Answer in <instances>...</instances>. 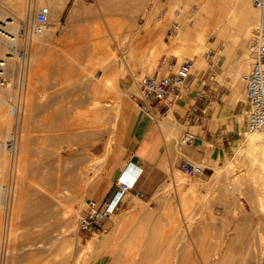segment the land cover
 <instances>
[{
	"label": "rangeland",
	"instance_id": "obj_1",
	"mask_svg": "<svg viewBox=\"0 0 264 264\" xmlns=\"http://www.w3.org/2000/svg\"><path fill=\"white\" fill-rule=\"evenodd\" d=\"M15 1L0 0V15L2 19L12 18L19 28H26L40 6H48L52 16L50 15L43 31L44 35H49L45 36L47 40L44 38L45 42L41 40L43 42L40 43L39 38H36L32 45L30 74L25 94V112L19 116L18 124L15 122V117L11 118V122L7 119L3 121V127L9 125L11 135L10 137L5 135L4 140H0L2 143L0 153L2 150L4 152L2 154L7 157L5 165L0 166V185L6 181L10 160L9 151L4 143L12 139L13 134L20 138L21 153L18 157V175L12 194H7L4 198L0 193V264H78L76 254H79L87 240L94 236L96 241L99 240L100 245L96 251L85 254L82 262L113 264L114 257L111 255L118 253L121 249L129 250L135 247L141 251L147 250L146 253L152 255L161 248L163 251L166 247L164 249L166 255L164 251L162 252V264H167L168 257H172V259L169 258V262L173 264H264V193H261L262 198H258L254 193L247 175L246 169L249 168V164L246 160L239 165L232 164L234 162L233 143L226 151L218 152L219 158L212 155L211 158L209 153L200 160H194L203 168L201 175L183 174L180 171L179 161L168 166L167 176L168 172L171 175L166 177L161 185L167 186L172 184V180H179V173L187 177L186 182L179 180V185H174L178 181L173 182V185L170 184L172 187L168 185V189L161 193L163 196L157 194L154 199L151 196L155 193L142 198L132 196L130 204L125 205L130 201V197H127L117 212L112 214L99 229L91 232L80 230L81 214L89 208L87 200L91 199L87 197L90 194L87 188L94 185L95 181L92 180L99 172L103 173L106 162V160L97 162L98 159L106 154L108 157L117 146L124 142L137 114L145 108L149 109L148 105L138 108L133 101L139 98L138 83L142 78L152 74L164 59L167 65L176 63L172 70H175L181 62L192 60L195 65L193 75L196 78L192 88L199 82L198 77L205 73L206 76H210V80L217 82L218 88L225 86L234 95V91L229 87L234 80L238 79L231 88L237 89V100L241 104L244 99L243 76L250 71V60L246 55L251 33L256 29L255 26L263 24L264 12L258 10L260 19L258 17L259 22L253 21L246 46L239 47L234 42L237 28L233 23L237 22L233 19L237 21V16L233 15V19L230 18L232 22L218 24V18H216L218 16H215L209 33L206 31L205 36L208 37L206 43L198 46L196 32L193 30L188 32L181 43L175 42L181 36L180 33L177 36L178 31L187 30V26L183 25L182 11L180 12V9L173 5L177 1L187 5L189 2L188 11L195 13L198 11V1L19 0L18 8ZM222 2H220L221 5H224L225 3ZM170 13L177 14L168 20L166 17ZM216 13L220 14L221 11ZM174 21L179 23L180 28L176 32H171L170 28ZM156 22L160 26L163 24L161 30L164 31L163 41L165 42L163 48L160 47L158 50L159 55L155 52L159 57L156 59V54L153 53L155 57L147 56L150 59L147 60V57H144L142 61L141 55L135 54L136 57L133 54V59H129L127 55L129 56L131 43L135 41L132 34L134 35V32L142 25L144 29L150 30ZM212 27L216 29V34L212 32L214 31ZM47 30L49 31L46 32ZM175 36L177 39L174 38ZM145 43L140 42L139 50L143 44L145 47ZM182 46L186 50L181 48L183 50V53L180 51L181 54L179 52L176 54L175 49H172L176 47L178 50ZM195 46H198L201 52L199 50L195 53ZM109 47L115 48L116 52L119 49L123 50L125 57L121 56L120 51L118 54L122 57V61L130 60V68L133 71L126 72L125 77H118V82L111 80V72H104L105 69L102 66L105 51ZM235 49L236 53L233 52ZM211 50L216 55L214 74L210 72L208 58H206V53ZM35 58L37 61H34ZM145 59L146 62H144ZM240 62L245 64L240 65ZM244 66H247V71H244ZM238 67L240 70L237 69ZM229 71L232 73L229 74ZM231 74L234 75V80ZM13 81L11 73L7 92L2 93L0 98V106L2 105L1 108L5 114L9 112L5 99L14 89H12ZM115 82L120 93L112 89ZM105 88H111V90ZM116 92L122 94L121 99L116 100ZM105 94L111 97L110 102L115 106L123 100V110L118 113V110L116 111L113 106L112 109L108 104L96 107ZM181 104L184 103L181 102ZM222 112L225 111L222 110ZM154 118L159 122L161 116L158 115L157 118L154 116ZM166 123L169 124L165 125L166 139L171 135H176L179 139L182 127L174 116L171 115ZM191 130L196 131L195 128ZM232 134L236 142L237 137L235 133ZM178 145H180L179 140ZM176 155L183 156L181 151ZM209 157L211 160L207 159ZM212 159L214 161L217 159L216 163L208 162L213 161ZM227 161L230 163L229 166L232 164L230 167H225ZM220 168L223 170L221 171ZM181 182L184 185V189L182 188L184 191L181 190ZM187 190L191 194L188 191V195H185ZM181 195L187 198L180 199ZM188 196L195 202H192ZM149 200L151 202L147 205L145 202ZM180 200H186L187 203L183 201L185 204L183 205ZM165 202L172 206L169 205L171 209L167 208ZM138 203L147 210L148 217L138 216L134 218L135 221L129 222L130 224L120 222V226L113 227L116 222L121 221L128 214L131 215V209ZM190 203L194 204L191 211H188L190 207L188 208L187 205L191 206ZM182 206L187 209L185 210ZM99 235L100 238H98ZM65 237L71 239L72 246L68 247L70 251L61 247ZM148 238L150 244L149 241L146 243ZM142 240L150 246L147 245L148 249L146 244H140ZM137 242L139 245L136 244ZM167 242L170 243L167 244ZM125 244L129 248H126ZM171 248L173 252L170 251L169 256L168 250ZM63 255H66V259Z\"/></svg>",
	"mask_w": 264,
	"mask_h": 264
},
{
	"label": "built area",
	"instance_id": "obj_2",
	"mask_svg": "<svg viewBox=\"0 0 264 264\" xmlns=\"http://www.w3.org/2000/svg\"><path fill=\"white\" fill-rule=\"evenodd\" d=\"M252 6L261 12H264V0H250ZM51 10L48 6H40L34 14L33 19L28 22L26 28H19L15 21L8 17L0 19V97L2 93L7 92L9 86V75L13 74L12 93H8L7 105L15 117L18 124L19 116L25 110V94L28 86L30 74V60L32 45L35 39L42 33L44 26L48 23ZM11 22L12 24H8ZM13 26V32H9L7 27ZM180 28L179 23L173 22L170 28L171 32H176ZM247 56L250 60V71L244 79V97L248 104L247 129L250 132L264 131V25L261 24L251 33L248 45ZM215 53L208 51L209 70L214 74ZM174 64H165V59L157 69L149 75H146L138 83L139 98L141 105H148L152 109L154 103L160 104L165 110H169L175 104L182 100L193 83V72L195 69L192 60L181 62L175 70H172ZM14 86V87H13ZM187 118L194 119L196 122H202L205 118L204 111L191 112ZM19 126V125H18ZM15 133V132H14ZM13 138L4 143L9 151V166L6 181L0 185V193L6 198V195L12 194L13 185H15L18 175V157L21 152L20 138L13 134ZM194 133L187 132L181 138V145L192 143ZM2 143H0V148ZM131 164V162H130ZM180 170L186 175L197 176L203 174L201 164L184 158L180 162ZM142 173V169L134 178L132 183H127L118 176L117 189L107 201L102 204L94 200L89 203V208L81 214L80 230L91 232L97 230L108 220L112 214L122 206L127 196L134 192L138 198L144 197L141 191H134V186ZM126 194V197H125ZM8 204V203H7Z\"/></svg>",
	"mask_w": 264,
	"mask_h": 264
},
{
	"label": "bare ground",
	"instance_id": "obj_3",
	"mask_svg": "<svg viewBox=\"0 0 264 264\" xmlns=\"http://www.w3.org/2000/svg\"><path fill=\"white\" fill-rule=\"evenodd\" d=\"M196 2V1H198V11L197 12H193V13H190L189 11H188V5H189V2H187V1H185V3L187 2L188 3V5L187 4H182V3H180V1L178 2H174V4L173 5H175V8H179L180 9V12L182 11V13L181 14H183L182 16H184L183 18H184V24L183 25H185V26H187V30H185V28H184V30L185 31H181V29L183 28V27H181V29H180V31L181 32H179L178 31V33H177V36H179V33H180V38L178 39V40H176L175 42L177 43V42H180L181 43V41H183L184 40V38L187 36V34H188V32H190V31H192L193 30V32L195 31L196 32V38H197V41H198V46L200 45V46H202L204 43H206L205 41L208 39V37H206L205 35L207 34V33H209V29L211 28V22H212V20L215 18V16H218V17H216V18H218L217 19V24L218 23H230V22H232L231 20H230V18L231 19H233V17H232V15L233 16H237V21L235 20V19H233V21L234 22H237V23H233L234 25H236V28H237V30H236V33H235V37H234V42L236 43V45L237 46H239V47H243V46H246V42H247V39L249 38V32H250V30H251V26L253 27V25H252V23H253V21L255 22L256 20H258V17L260 16V15H258V9H256V8H254L253 6H251V4H250V1L249 0H220V2L221 1H223L222 3H225L224 5H221V3L219 2L218 3V0H191L190 2ZM15 2H17V3H15V5L17 6V8L19 7V0H16ZM157 3V2H156ZM171 5V4H170ZM192 5V4H191ZM194 5V4H193ZM158 6V5H157ZM152 7V6H151ZM12 8V7H11ZM16 8V7H15ZM191 8V7H190ZM216 8H218L219 9V11H221V13L219 14H217L216 12H219V11H217L218 9H216ZM12 9H14V8H12ZM27 10V9H26ZM255 10H257V12L255 11ZM30 11V10H29ZM261 12V11H260ZM147 13V12H146ZM177 14V13H176ZM176 14L175 13H170L169 14V16L168 17H166V19H172V18H174L175 16H176ZM217 14V15H216ZM55 15H57L56 13H55ZM60 15V14H59ZM220 15V16H219ZM52 16V15H51ZM164 16H166V15H164ZM2 17H1V15H0V19H1ZM57 18V17H56ZM150 18V17H149ZM163 18V17H162ZM235 18V17H234ZM10 19V18H9ZM150 19H152V18H150ZM150 19L148 20V21H150ZM259 19H260V17H259ZM162 20V19H161ZM230 20V21H229ZM148 21H147V23H148ZM155 21H157V20H155ZM57 22V21H56ZM154 22V21H153ZM152 22V23H153ZM258 22H259V20H258ZM258 22H256V24L258 23ZM262 23H263V25H264V20L262 21ZM8 24H12L11 22H8ZM157 22L155 23V26H151L149 29L150 30H146V29H144L143 28V25H142V27L139 29V30H137V31H135L134 32V35L132 34V36L134 37V39H135V41L134 42H132L131 44H132V46H131V44H130V51H129V56L127 55V57L129 58V59H133L132 57H133V54L135 55H138V56H140L141 55V60L143 61V59H144V57H150V56H154V54L153 53H155V52H157L158 53V50L160 49V47L161 48H163V44L165 43L164 41H163V32H162V30H161V26L163 25V24H161V26L159 25V23L157 24ZM255 24V23H254ZM231 25H232V23H231ZM259 25V24H258ZM46 26V25H45ZM44 26V27H45ZM146 26H148L149 27V25H146ZM184 26V27H185ZM230 26V25H229ZM57 27V26H56ZM216 27V26H215ZM257 27H259V26H255V28H257ZM143 28V29H142ZM213 29L212 30H214V31H212L213 33H215L216 32V29L214 28V27H212ZM225 28V27H224ZM49 29V28H48ZM227 29V28H226ZM7 30L9 31V32H13V30H14V28H13V26H9V27H7ZM164 30V29H163ZM43 31H44V29H43ZM43 31H42V33L37 37V38H39L38 40H40V43H42L43 41L45 42V40H43L44 38L46 39V37L47 36H49V35H44V33H43ZM49 30H47L46 32H48ZM52 31V30H51ZM50 31V32H51ZM206 31H207V33H206ZM210 31V32H211ZM52 33V32H51ZM211 34V33H210ZM210 34H208V35H210ZM216 34V33H215ZM54 35V34H53ZM191 35V34H190ZM46 36V37H45ZM131 36V35H130ZM129 36V37H130ZM50 37H54V36H50ZM174 38H176V36L174 37ZM219 37L217 36V39H218ZM225 38V37H224ZM177 39V38H176ZM41 40H43L42 42H41ZM47 40V39H46ZM131 40V39H130ZM218 40H220V39H218ZM36 41V40H35ZM140 42H141V44H142V42H146L145 43V47H144V44H143V47H140L141 49L139 50V45H140ZM175 42H174V46H175ZM39 43V44H40ZM235 43L233 44V46H234V48H235ZM40 46H41V44H40ZM176 46H178V44H176ZM185 46H187V44H185ZM198 46L195 48V50H194V52L195 53H198V51L200 50V49H198ZM237 46H236V49H237ZM38 47H39V45H38ZM107 47V46H106ZM121 47H122V44H121ZM194 47V46H193ZM119 48V47H118ZM181 48H183V46L182 47H180V49L178 48V50H176V47L174 48V47H172V49H175L174 51H175V53L177 54V52H179L180 54H181V52L184 50H186V48H183V50H181ZM200 48V47H199ZM202 48H204V46L202 47ZM166 50H167V48H165ZM236 49L235 50H233V52H235L236 51ZM119 51H120V49H119ZM118 51V52H119ZM123 51V50H122ZM122 51H120L121 52V56L123 57L124 55H123V53H122ZM181 51V52H180ZM106 53H105V58H103V62H104V64L102 65L103 67H104V72L106 71V72H111V74L113 75H111V80L113 79L114 81H117L118 80V77H120V76H124L125 75V73L126 72H131L132 70H131V68H130V60L128 59V60H125V59H123V61H122V57L121 56H119V54H118V52H116V50H115V48L113 49V48H111V47H109V49H107V51H105ZM160 52V51H159ZM163 52H164V50H163ZM166 52H168V51H166ZM194 52H193V54H194ZM199 52H201V50L199 51ZM229 52V51H228ZM243 52H244V50H243ZM169 53V52H168ZM172 53V52H171ZM174 53V52H173ZM174 53V54H175ZM183 53V52H182ZM236 53V52H235ZM156 54V53H155ZM170 54V53H169ZM173 54V55H174ZM175 54V56H177ZM135 55V56H136ZM158 55H159V53H158ZM157 54H156V59H157V57H159ZM172 55V54H171ZM245 55V54H244ZM180 56V55H179ZM178 56V57H179ZM234 56V55H233ZM247 56V55H246ZM121 57V58H120ZM125 57V56H124ZM137 57V56H136ZM146 58L147 60H149L150 58ZM168 57H169V55H168ZM194 57V56H193ZM138 58H140V57H138ZM143 58V59H142ZM153 58V57H152ZM37 58H35V60L34 61H37L36 60ZM145 59V61L144 62H146L147 60ZM246 59V58H245ZM136 59H134V61H135ZM204 60V59H203ZM152 61V60H151ZM242 61H245V60H242ZM241 61V62H242ZM31 62V61H30ZM136 62V61H135ZM138 62V61H137ZM240 62V65H243V64H245L244 62L243 63H241ZM148 63V62H147ZM238 64H239V61H238V63H237V66H238ZM102 67V68H103ZM241 67V66H240ZM245 67V66H244ZM247 67V66H246ZM246 67L245 68H243L244 69V71L246 70L247 71V69H246ZM241 68V69H242ZM197 69H198V67H197ZM237 69H239L240 70V68L238 67ZM237 71V70H236ZM235 71V72H236ZM133 72V71H132ZM131 72V73H132ZM234 72V73H235ZM238 72V71H237ZM230 73H232V72H230L229 71V74ZM239 73V72H238ZM238 75V74H237ZM236 75V76H237ZM234 75H232L231 74V77H233ZM113 77V78H112ZM125 77V76H124ZM244 77V76H243ZM237 78H238V76H237ZM236 79V78H235ZM109 80V79H108ZM229 80V79H228ZM233 80H234V77H233ZM232 80V81H233ZM236 80H238V79H236ZM236 80H234V82L233 83H235V81ZM118 82V81H117ZM232 83V84H233ZM114 84V83H113ZM232 84H231V86H232ZM231 86L229 87L230 89H232L233 91H234V95H233V97L231 98V101L232 102H234L237 98H236V96H235V94L237 93V89H233V88H231ZM106 87V86H105ZM98 88V87H97ZM119 88V87H118ZM117 88V85H116V82H115V85H114V87L112 88L113 90H118V92H119V90L120 89H118ZM106 89V88H105ZM111 90V88H108V89H106V90ZM118 92H116L117 94H116V100L117 99H121V95L122 94H119ZM238 94V93H237ZM241 95V94H240ZM242 96V95H241ZM238 97V96H237ZM0 98H2V97H0ZM241 99V98H240ZM4 100V99H3ZM112 99H111V97L108 95V94H105L103 97H102V99L100 100V101H98V103H97V106L96 107H99V106H106L107 104L108 105H110V107L113 109V107H114V109L117 111L118 110V113H119V111H120V109H121V105H122V102H123V100L121 101V102H119V103H117V106H115V105H113L110 101H111ZM118 101H120V100H118ZM5 102H6V104L8 103L7 102V100L5 99ZM1 103V102H0ZM4 103V102H3ZM136 103V102H135ZM136 105L138 106V107H141L142 108V105L137 101V103H136ZM2 106V105H1ZM1 106H0V140H4L3 138L5 137V135H6V137H10V128H9V125H7V126H5V127H3V121L5 120L6 121V119H7V121L8 122H11L12 120H11V118L12 117H14V115L12 114V111L10 110V108H8L9 109V112L7 113V114H5L3 111H2V108H1ZM5 106V105H4ZM3 106V107H4ZM113 106V107H112ZM144 108V107H143ZM26 109V108H25ZM223 110L226 112L227 111V107L225 108H223ZM169 111V110H168ZM24 112H25V110H24ZM166 112V111H165ZM172 111H169L168 113H167V116H166V114H165V116L166 117H164V116H162V115H159V116H161V118H160V121H159V123L162 125V126H164L165 127V125L167 126V121H168V119L169 118H171V115H172V113H171ZM6 115L8 116V117H6ZM118 115H116V117H117ZM115 117V118H116ZM157 118V117H156ZM169 125V124H168ZM240 128V127H239ZM165 129H166V127H165ZM243 136H242V138L241 139H238L236 142H233V148H234V162L232 163V164H240L243 160H246L247 162H248V164H249V168L248 169H246L247 170V175L249 176V178L248 179H250V182H251V186L253 187V191H254V193H256V195L258 196V198H262V194L261 193H264V131H262V132H250L248 129H247V127L246 126H244V128H243ZM22 137V136H21ZM114 138V137H113ZM177 145H178V143H177ZM26 148V147H25ZM112 148V147H111ZM1 149V148H0ZM109 150H110V147H109ZM108 150V151H109ZM26 151V150H25ZM29 151V150H28ZM2 150H1V155H0V166L1 165H5V163H6V161H7V157H6V155L5 154H2ZM110 152V151H109ZM108 152V153H109ZM4 153V152H3ZM6 153V152H5ZM21 153V152H20ZM208 153H210V157H211V155L212 156H216V157H218L219 158V154L218 153H215V151H208ZM208 153H207V155H208ZM107 155L108 154H106V156H104V157H101V158H99L98 159V161L97 162H102V161H105L106 160V158H107ZM207 158V159H210L211 160V158ZM215 157V158H216ZM214 158V159H215ZM213 160V159H212ZM215 161H217V159L215 160ZM214 160L213 161H208L210 164H211V162H212V164L215 162ZM228 163L225 165V167H230L229 166V161H227ZM216 163V162H215ZM235 164H234V166H235ZM245 164H246V162H245ZM243 165V164H242ZM216 166V165H215ZM246 166H248V165H246ZM172 167V166H171ZM3 168V167H2ZM127 168L128 167H126L125 168V170H122L121 171V174H120V176H122V179L124 180V181H126L127 183H132L133 182V180H134V178L133 177H131V176H129V178H128V180L126 179L127 178V175H129L128 174V172L126 171L127 170ZM213 168H217V167H213ZM224 168V167H223ZM221 169V168H220ZM220 169H218V170H220ZM227 169V168H226ZM225 169V170H226ZM223 169H221V171H222ZM2 171V170H1ZM174 171V170H173ZM172 171V172H173ZM181 171V170H180ZM228 171V170H227ZM132 173H133V170L131 171ZM183 172V171H182ZM217 173V172H216ZM134 174V173H133ZM132 174V175H133ZM183 174H185L184 172H183ZM182 173H179L178 174V178H179V180H181V181H183V182H186V180H187V177L185 176V175H183ZM171 174H170V172H168V176H170ZM119 176V177H120ZM124 176V177H123ZM168 176H167V178H168ZM173 176H175L174 175V172H173ZM227 177V176H226ZM247 177V176H246ZM170 178V177H169ZM175 179V178H174ZM177 179V178H176ZM175 179V180H176ZM178 179L176 180V181H174V180H172L173 182H177V183H174V185H179V181ZM189 180V179H188ZM224 180V179H223ZM234 180H235V178H234ZM233 180V181H234ZM190 181H191V179H190ZM230 181V180H229ZM173 182H172V184L171 185H173ZM182 183V182H181ZM180 183V185H182V187H181V190H183L184 188H183V183L181 184ZM197 183V182H196ZM199 183V182H198ZM220 183V182H219ZM170 184H168V185H170ZM185 184V183H184ZM201 184V183H200ZM230 184V183H229ZM166 186V184H162L161 186H160V188H158V192H154L155 194L153 195V196H151L152 197V199H154L155 197H156V195L157 194H161V193H163V192H165L167 189H168V187L169 186ZM170 185V186H171ZM192 185H194V183H192ZM222 185V184H221ZM187 186V185H186ZM200 186V185H199ZM172 187V186H171ZM179 187V186H178ZM183 188V189H182ZM188 188V187H187ZM191 189H192V187H191ZM185 190H186V188H185ZM224 190H227V189H224ZM169 191V190H168ZM167 191V192H168ZM184 191V190H183ZM182 191V193L184 194V192ZM188 191L189 190H187V193L185 194V195H188ZM194 191V190H193ZM197 191H199V190H197ZM186 192V191H185ZM191 192H192V190H191ZM23 193V192H22ZM181 193V194H182ZM189 193H190V191H189ZM70 194V193H69ZM191 194V193H190ZM195 194V193H194ZM198 194V193H197ZM230 194H232V193H230ZM76 195V194H75ZM162 195V194H161ZM254 195V194H253ZM256 195H254V196H256ZM25 196V195H24ZM23 196V197H24ZM71 196H72V194H71ZM163 196V195H162ZM161 196V197H162ZM256 196V197H257ZM74 197V196H73ZM125 197H126V194H125ZM181 197H183L184 199H185V197L187 198V196H179V198L181 199ZM191 197V196H190ZM70 198V197H69ZM72 198V197H71ZM188 198H189V196H188ZM21 199V198H20ZM75 199V198H74ZM151 199V200H152ZM163 199V198H162ZM172 199V198H171ZM190 199V198H189ZM193 199H195V197L193 198ZM22 200V199H21ZM69 200H71V199H69ZM76 200V199H75ZM89 200H92V199H89ZM151 200H149V201H147V202H145V203H147V205L151 202ZM169 200V199H168ZM187 201H188V199H186ZM186 200H183V201H185L186 202ZM191 200V199H190ZM189 200V201H190ZM258 200V199H257ZM260 200V199H259ZM72 201V200H71ZM140 201V200H139ZM183 201L182 200H180V202L183 204V205H185L184 203H183ZM192 201V200H191ZM199 201V200H198ZM83 202V201H82ZM168 202V201H167ZM192 202H195L194 200L192 201ZM79 203V202H78ZM89 203H91V201H88V205H89ZM170 203V202H169ZM173 203V201L171 202V204ZM175 203V202H174ZM180 203V204H181ZM187 203V202H186ZM72 204V203H71ZM164 203H162V205H163ZM165 204H166V206H167V208L168 209H171V205L170 204H168V203H166L165 202ZM164 204V205H165ZM168 204V205H167ZM181 204V205H182ZM189 204V203H188ZM194 204V203H193ZM193 204H191L190 203V205L192 206ZM69 205H70V203H69ZM169 205L171 206V207H169ZM166 206H164V207H166ZM191 206H188L187 205V207L189 208L188 209V211L190 210L191 211V208H193V206L191 207ZM163 207V208H164ZM183 207V206H182ZM69 208H71V207H69ZM162 208V210H164ZM184 208V207H183ZM131 209V208H130ZM167 209V210H168ZM185 209V208H184ZM187 209V208H186ZM185 209V210H186ZM73 211V210H72ZM129 212V211H128ZM164 212H166V209H165V211ZM186 213H187V211H185ZM73 214V213H72ZM162 214V213H161ZM188 214V213H187ZM157 215V214H156ZM185 215V214H184ZM112 216V215H111ZM110 216V217H111ZM138 216H141V217H148L149 215H148V212H147V210L146 209H144V207H142L141 206V203H138V205H135L132 209H131V215H127L124 219H122L121 221H118V222H116V224H114L115 226H113V227H118V225L120 226V222L123 224H125V223H127V224H130L129 222H133V221H135L134 220V218H136V217H138ZM148 219V218H147ZM133 220V221H132ZM120 228V227H119ZM105 234H107V233H105ZM73 235V234H72ZM102 235H103V233H102ZM133 235V234H132ZM134 236V235H133ZM56 237V236H55ZM63 237V236H62ZM94 237H96V236H94ZM94 237H91L90 239H88L87 240V242H86V244H84L83 245V247H82V249H80V250H82V251H80L79 252V254H76V255H78V257H76L77 258V261L76 262H78V264H80L81 262H82V258H83V256L85 255V254H91L92 252H94V251H96V249H98V247H99V245H100V243L98 242V241H96V239L94 238ZM98 238H100V235H99V237ZM97 238V239H98ZM208 238V237H207ZM135 239H136V236H135ZM134 239V240H135ZM59 240V239H58ZM71 239H68V238H66L65 237V239H63V241L61 242V240H60V242L62 243L61 244V247L64 249V250H66V249H68V247H70V246H72L70 243H71V241H70ZM101 240V239H100ZM127 240V239H126ZM128 242H129V240H127ZM144 243H143V242ZM142 241H140V242H142V243H140V244H146L148 241H149V238H148V240L146 241V243H145V241L144 240H142ZM125 243V242H124ZM170 242H167V244H169ZM135 244V243H134ZM137 245H139L138 244V242L136 243ZM149 244H150V241H149ZM121 245V244H120ZM128 245V244H127ZM143 245V246H144ZM148 244H146V246H147ZM125 246H126V244H125ZM142 246V247H143ZM149 246V245H148ZM148 246H147V249H148ZM165 246H167V245H165ZM60 247V246H59ZM150 247V246H149ZM126 248H129V246H126ZM144 248V247H143ZM142 248V249H143ZM59 249V248H58ZM70 249V248H69ZM68 249V251H70ZM146 249V248H145ZM164 249H166V247H164ZM164 249H163V251H164ZM168 249V248H167ZM61 250V249H60ZM107 250H109V249H107ZM113 250H115V249H113ZM127 250V251H126ZM126 250H123V249H121L118 253L116 252V253H113L114 254V256H112L111 255V257H114L113 259V262L115 263V264H162V261H163V253H164V255H166V252L164 251H162V248L156 253V254H152V255H148L147 253H146V251L147 250H145V251H141V250H139V248H132V249H126ZM172 250V248L170 249V250H168L169 251V256H170V254L173 252V251H171ZM67 251V252H68ZM170 251H171V253H170ZM127 252V253H126ZM163 252V253H162ZM66 253V252H65ZM108 253V252H107ZM62 254H64V253H62ZM68 254V253H67ZM168 255V254H167ZM64 256V258H65V256L66 255H63ZM69 256V255H68ZM62 257V256H61ZM89 257V256H88ZM87 258V257H86ZM86 258H84V260L86 259ZM97 258H99V257H97ZM169 258L170 259H172V257H168V259H167V264H173V262H169ZM66 259V258H65ZM76 260V259H75ZM112 260V259H111ZM64 262V261H63ZM91 261H84V262H82L81 264H89ZM75 263V262H74ZM113 263V264H114Z\"/></svg>",
	"mask_w": 264,
	"mask_h": 264
},
{
	"label": "crops",
	"instance_id": "obj_4",
	"mask_svg": "<svg viewBox=\"0 0 264 264\" xmlns=\"http://www.w3.org/2000/svg\"><path fill=\"white\" fill-rule=\"evenodd\" d=\"M210 79V76L203 73L198 77L199 82L192 88L196 80L193 76L191 88L185 92L182 100L175 104L174 110L173 108L169 109L182 127L179 139L176 135H171L166 139L164 126L154 118L158 115L166 117L169 112L160 104L154 103L151 110L145 108L139 112L128 137L107 157L103 173L99 172L92 180L95 181L94 185L88 186L87 190L90 191V194L87 197L100 204L110 199L117 189L118 176L126 167H128L126 171L129 174L127 180L129 176L136 177L139 170L142 169V173L135 183L134 191H141L147 197L151 196L167 177L168 166L178 161L181 162L184 158L193 161L200 160L207 155L208 151L213 150L215 153L226 151L229 149V145L232 146V143L235 142L232 133H235L236 141L241 139L243 128L247 127L248 104L245 97L240 104L237 100V92L235 94L237 99L232 102L233 93L225 86L218 88L217 82ZM133 101L137 102L136 99ZM224 107H227L226 112H222ZM122 110L123 102L120 111ZM193 111H204V120L196 122L194 119L187 118V114ZM193 128L196 129L195 132L191 130ZM187 132L194 133L192 143L177 145L178 140L181 141ZM179 151H181L182 157L176 155ZM132 170L134 174L131 172ZM132 196H134V192L127 196L130 197V201L125 205L130 204Z\"/></svg>",
	"mask_w": 264,
	"mask_h": 264
}]
</instances>
